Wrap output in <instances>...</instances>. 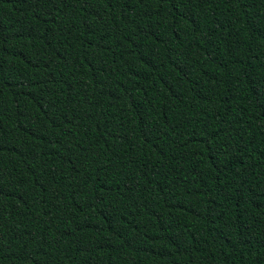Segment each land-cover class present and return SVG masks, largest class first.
Segmentation results:
<instances>
[{"label":"trees","instance_id":"obj_1","mask_svg":"<svg viewBox=\"0 0 264 264\" xmlns=\"http://www.w3.org/2000/svg\"><path fill=\"white\" fill-rule=\"evenodd\" d=\"M0 264H264V0H0Z\"/></svg>","mask_w":264,"mask_h":264}]
</instances>
